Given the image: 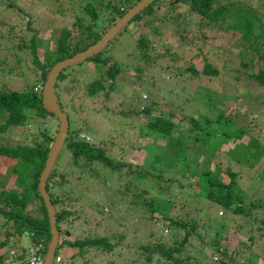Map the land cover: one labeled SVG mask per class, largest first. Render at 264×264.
<instances>
[{
    "label": "rangeland",
    "instance_id": "rangeland-1",
    "mask_svg": "<svg viewBox=\"0 0 264 264\" xmlns=\"http://www.w3.org/2000/svg\"><path fill=\"white\" fill-rule=\"evenodd\" d=\"M7 1H0V90H19L24 85L33 84L35 77H32V71L30 72L29 70L35 68V64L31 61L32 54L29 48L20 50L17 47L18 44H21L20 36L26 39L29 36H24L21 31L23 27L14 21L13 14L4 13L6 11L4 5ZM110 1L116 2L117 0ZM229 1L236 0H218V3L225 4ZM238 1L255 12L259 18L257 23L261 25V28H264V0ZM11 2L14 6L13 11H17V9H27L31 0H11ZM58 2H62L63 6H70L72 8L71 10L80 16L82 23H84L89 21V14L85 11L84 5L87 2H95V0H55L53 4L47 7L48 10L46 13L52 17H56L57 20L48 21L47 28L40 30L38 33L39 39L37 41L39 46L35 52L37 58L40 60H43V57L46 56L48 51L55 46L54 38L66 26L67 21L69 25L70 20H73L72 18L65 17L66 20H64L58 17V13L55 12V9L59 8V5H57ZM108 2L109 0H101V3H95L98 9L102 11L100 13L101 16H105V11L103 10L109 4ZM39 8L40 5L38 4L34 6L36 10L34 12L35 14ZM49 9L52 11L50 12ZM165 10V5H157L151 16L154 14L157 17L165 18L162 16ZM187 10V5H179L173 13H184ZM234 23L235 21L228 17V21H224L222 27H210L195 13L184 15L180 23L178 20L167 17L164 29H162L165 32L166 39L169 38L170 44L168 45H164L165 43L161 41L158 36L159 34L152 31L153 26L151 24L147 25L144 27V32L152 40L154 39V41L148 43L147 50H149L150 60L152 58L154 59L150 63H146L141 72H137L134 67L136 64L135 59L128 53L132 51L134 45L135 37L133 35L137 33V24L129 21L115 37L108 41V47L102 51L103 53L108 51L113 54L122 66V71L119 73L116 82L117 87L108 93H111L113 98L110 101H105L108 106L104 112H93L96 111L93 104L97 103L96 106L100 107L101 104L99 102L106 99L104 90L97 94V97H99L98 102L88 101L89 99L87 97L83 95L79 96L80 89H83L80 83L76 86L78 89L77 92L71 88V85L75 86L78 82L76 80L71 81L70 85L72 73L79 80L90 79L92 72L96 73V69L101 67L96 66L95 69L92 58H87L72 67L65 68L66 72L71 70L72 73H69L68 78H65L63 82L57 79L55 90H57V85H59L64 111L73 119L74 126H82L87 122L91 125L97 142L102 138V135L106 136L109 142H113L114 146L109 150L111 151L113 159L129 162L133 168L144 172L145 177L142 183L133 178L136 181L134 183V190L138 191L142 188L147 190L146 194L142 193L141 199L144 198V195L148 197L156 193L150 185L151 181H155L152 175V171L155 170L145 165L151 155L146 156L147 150L149 149H146V145L159 143L157 137L152 138L153 135L141 136L138 133L139 126L137 125V121H144L148 116V114L143 113V107H149L150 105V111L157 114H160L162 110L178 112L177 104L181 100L187 98L188 100L185 106L188 107L190 104L194 106L193 96L195 95V91H197L198 87L207 85L208 88L210 87L217 92L228 93L229 97H238L236 101L228 98V101L224 102L227 108L231 107V109L228 108L229 112L234 109L232 106L239 105L237 104L238 102H242V104L249 102L248 98L245 97L246 92L251 98L256 99L257 94L263 90L256 86V82L243 72L242 64L249 63V59L254 61L255 64L257 63L258 55L264 49V36L260 38L262 43L260 39L255 40L252 36L250 38L244 37L242 31L234 27ZM103 24L102 22L97 23L98 27H101ZM76 28V25L73 26V30ZM257 30L258 28L254 26L255 33L258 32ZM135 31L136 33H134ZM50 34L52 35L51 39L49 37ZM252 45L256 47L253 50H251ZM206 63L215 66L218 73L208 74L199 71L198 74H193L187 68V66L195 64L199 70H202L201 67ZM172 72H175L176 75L171 76ZM66 82H68L69 94L65 89ZM178 82L184 88V93L179 96L172 92L173 90L179 89L177 86ZM34 87L35 89H39L38 85ZM144 87H146V91L143 90ZM261 93L264 95V92ZM258 109L250 110L246 114L245 119L249 122V135L263 142L264 109ZM241 111L243 110L241 109ZM121 112H124L128 117H121ZM115 113L118 114L116 115ZM176 116H179V114H176ZM118 122L121 124L120 127H118ZM241 123L244 124L242 120L237 118L235 120L236 125H234L237 126ZM70 125L72 126L71 120ZM188 125V122H182L180 128L185 130ZM16 128L4 132L0 131V144L4 143L14 146L19 141L30 144L31 138L27 136L26 132L38 135L37 128L34 126ZM51 133H53L52 130ZM249 135H243L235 141L228 140V143L224 144H221L222 141L218 140L215 143V148H219L214 150V153L201 151L203 157H206L207 154L209 155L210 158L207 161H209L210 168H214L217 165L222 168L228 166V171H225L226 168L221 170L220 176L223 181H229L230 172L237 173L235 182L243 192V201L250 209L249 214L243 216L229 209L227 211L220 205L209 201L202 203L198 197L194 199L191 196L187 200H183L186 196L184 190L193 191L194 186L197 184L198 178L196 173L191 174L189 171H186L187 173L184 172L182 174L176 168H173L174 170L166 169L162 172L159 181L165 186V184L168 185V182L166 183L164 179L172 180L169 188L176 192L171 197L175 204L167 209L164 208V212L168 210L167 217L175 216L182 210L190 211V214L197 217L198 221L205 226L204 234L207 242L211 240L216 222L221 221L228 227L227 231L232 238L235 237L240 244L246 245L243 251L245 253L250 252L249 254L253 255L255 252L264 249V228L262 223L257 221L264 218V151L258 155H252L244 163H237L234 157L237 146L249 142ZM91 137L93 136L91 135L90 139ZM109 145L110 143H108ZM227 149L228 153L226 152ZM193 153L192 148L187 149L185 154L189 156L187 159L188 162H190ZM67 163H69V155L64 144L53 166L54 169L56 168V173H61L64 176V181L61 184L57 181L58 183L56 184L58 186L51 187L50 191L66 201L65 204L67 206L71 204V209L74 213L72 214L73 220L71 222L69 218L64 217L62 220L63 226H59L60 234L58 244L55 248V254H58L61 260L57 262L53 257L54 262L52 264H84L81 256L76 254L74 258L70 257L71 249H69L66 240L70 237L80 236L84 238L85 236L106 235L107 238L112 240L114 235H120L121 233H124L125 237L118 242L112 254H108L109 252L99 254V250L95 252L92 250L89 252L90 256L86 257L91 259L90 263L106 264L113 259L112 262L116 260L119 264H123L125 260H132L128 261V264H158L156 263V259L151 263H146L143 255L139 253L140 249L138 248L142 244L151 243L153 245L155 242H161L166 247L172 246L173 244L178 245L180 252L175 253V255L181 257L185 255H189L192 258L198 256L201 247V236H189L188 241L182 245L180 241L185 233L184 228H172L169 221L164 218L161 219L157 211L149 212L147 206L138 200L139 197L134 198L137 202L131 200L132 188H124L127 168L117 172L97 163L91 165L92 167L85 165L73 166L70 170L69 164L66 165ZM3 166V163H1L0 187L6 181L13 180L10 177H6L2 168ZM193 167L194 163L191 164L189 170L191 171ZM129 170L132 169L130 168ZM177 181L183 184L181 187L183 191H180V188L177 187ZM66 193H72L71 199V195ZM180 204H183V206L180 207ZM201 206L206 209V212H200L198 207ZM34 211L38 212L36 208H34ZM1 224L2 219L0 218V239H3L5 226ZM202 229H198L200 234V230ZM30 242V238L23 234L17 237L16 241H9L4 249L12 247L17 251L18 245L28 247ZM125 242L129 243L126 244ZM74 250L77 251L76 249ZM208 253L209 251L204 252L205 259L208 258L206 256ZM254 259L258 263V259ZM194 260L190 259L187 262H182V264H196ZM210 260L211 258L208 259V261ZM205 262L207 263V260ZM161 263L165 264L163 262Z\"/></svg>",
    "mask_w": 264,
    "mask_h": 264
},
{
    "label": "trees",
    "instance_id": "trees-1",
    "mask_svg": "<svg viewBox=\"0 0 264 264\" xmlns=\"http://www.w3.org/2000/svg\"><path fill=\"white\" fill-rule=\"evenodd\" d=\"M137 1L138 0H117L116 2H111L109 0L108 3L110 5H106L103 10L105 11V16L100 15L102 11H100L98 6L95 5L97 2L101 3V0L87 2L85 3L84 8L89 14V21L84 23H82L80 16L76 15V13L71 10L72 8L70 6H63L62 2H58L57 5H59V8L55 9V12L58 13V17L64 20H66V18H72L73 20H70L69 25L67 21L66 26L60 30L59 34L54 38V42L56 43L55 46L48 51L46 56L43 57V60L37 58L35 51L39 46L37 41V39H39V31L47 28L48 21L57 20L56 17H52L46 13L48 10L47 7L53 4L52 0H31L27 9H17V11H13L14 6L11 0H8L7 3H5L4 7L6 8V11L4 13L13 14L12 17L14 18V21L23 27L21 31L24 36H29L27 39L20 36L21 44H18L17 47H19L20 50L23 48L24 50L29 48L31 51V61L35 64V68L29 71H32V77H35V79L33 84L24 85L19 90H0V131H8L15 127L27 128L34 126L37 128L38 135L26 132L27 136L31 138L30 144L20 141L14 146L4 143L0 144V164L3 163L4 165L2 168L6 177L13 179L6 181L0 187V218L2 219V224L5 226L3 233L4 238L0 239V264H2L4 259L8 257L14 260H22L20 264H26L24 259L28 255V248L31 244H40V248H42L40 249V253L45 254L46 245L50 237V234L47 231L49 223L46 208L37 190L38 176L44 166L49 147L58 126V121L55 116L52 113L47 112L43 108L41 102V89L48 70L56 61L69 57L75 52L83 50L90 44L94 43L101 34L127 10V8ZM215 2L217 3L216 5ZM36 4L40 5V8L37 9L38 12L35 14L34 12H36V10L34 9V6ZM157 5H165L166 10L165 13L162 14L165 18L157 17V15L155 16L154 14L151 16ZM179 5H187L188 10L184 13L177 12L174 14V10H176ZM49 10L50 12L52 11L51 9ZM193 13L199 15V17L210 27H222V23L228 21V17H230L235 21L234 27L242 31L244 37L250 38V36H252L257 40L264 36V28H261V25L257 23L259 19L258 16L251 8L241 4L238 0L229 1L225 4L218 3V0H153L129 20L130 22L133 21L134 24H137V33L135 31L134 33L136 34L133 35L135 37L134 45L132 51L128 52L131 57L135 59L134 61L136 64L134 67L137 72H141L143 66L154 59L152 58L150 60L149 50H147L148 43L154 41V39L152 40L151 37L144 32V27L151 24L153 26L152 31L159 34L158 36L161 41L165 43L164 45H168L170 44L169 38L166 39L165 32H163L166 18L171 17L172 19L178 20L180 23V20L184 15H190ZM98 22L104 24L101 27H98ZM75 25L77 28L73 30V26ZM254 26L258 28V32L256 33L254 32ZM49 37L51 39L52 35L50 34ZM107 47L108 43L104 48L106 49ZM255 48L256 47L252 45L251 50ZM103 49L89 57L93 59V66L95 69L96 66H101L99 69H96V73L90 70L92 72V78L90 77V79L79 80L71 70L66 72L65 68L57 77L59 81L62 80L63 82L65 78H68V74L72 73L70 85L71 81L75 80L78 84L75 86L71 85V88L77 92L78 89L76 86L80 83L81 88L83 89H80L79 96L83 95L87 97L89 99L88 101L91 100L98 102L99 97H97V94L104 90L106 99L99 102L101 104L100 107L96 106L97 103L93 104L94 109L96 110L93 112L98 113H100L99 111L104 112L108 106L105 101L112 100L113 95L108 93L112 89L115 90L117 87L116 82L119 73L122 71L121 63H119L113 54L108 51L103 53ZM248 62L249 63L242 64L243 72L256 82H253L256 86L263 90L257 94L256 99L251 98L246 92L245 97L248 98L249 102L247 104L238 102L237 104L239 105L232 106L234 109L229 112L228 108L231 109V107L227 108V105H225L224 102L228 101V98L236 101L238 100V97H229L228 93L217 92L210 87L208 88L207 85L198 87L197 91H195V95L193 96L194 106L191 104L188 107L185 106L186 101L188 100L187 98L181 100L177 104L178 112L162 110L160 114H157L150 111V105L149 107L142 108L143 113L148 114V116L144 121H137V125L139 126L138 133H140L141 136L153 135L152 138L157 137L159 142H154L155 144L152 145H146V149L149 148L146 156H149V154L151 155L145 165L155 170L152 171L155 181H151L150 185L154 188L156 193H153L148 197H145L144 195L143 199H141L142 193L146 194L147 190L144 188L138 191L134 190V183L137 180L140 183L143 182L142 180L145 177L144 172L139 171L137 168H133L129 162L120 159H113L111 151H109L111 147L114 146L112 141L109 142V140H107L108 138L102 135V138L97 142V139L92 132L91 125L85 122L82 126L75 127L73 119L67 114L69 126L64 144L69 155V163L66 165L69 164L70 170L73 166L85 165L92 167L91 165L97 163L107 166L117 172L127 168V171L125 172L127 177L125 179L124 188H132L133 192H131V200H133V202L135 201L134 198L139 197L138 200L147 206L149 212L157 211L161 219L164 218L169 221L172 228H184L185 233L180 241L182 245L188 241L189 236H201L200 251L198 252V256L193 258L189 255H185L184 257L175 255V253L180 252V248L175 244L168 247L164 246L161 242H155L153 245H151V243L142 244L138 246L140 249L139 253L143 255L146 263H151L156 259V263L158 264H162L161 262L165 264H182V262L195 259L194 261L196 264H264V249L255 252L256 255H251L249 254L250 252L245 253L243 249L246 245H243L242 243L240 244L237 238H232L227 231L228 227H226L221 221L216 222L211 240L207 242L204 234L205 226L198 221L197 217L192 216L190 211L182 210L175 216L167 217L166 214L168 210L164 212V208L167 209L175 204L171 197L175 195L176 192L169 188L172 184V180L164 179L166 183L168 182V185L165 184L167 187L159 181L162 172L166 169L174 170L173 168H176L182 174L186 171H189L191 174L196 173L198 178L197 184L194 186L193 191L184 190L186 196L183 200H187V198H190L191 196H193L194 199H196L195 197H198L202 203H207L209 201L220 205L227 211L229 209L232 212L242 214L243 216L249 214L250 209L243 201V192L235 182L237 173L230 172L229 181H223L220 173L224 168H226L225 171H228V166L222 168L217 165L214 168H210L209 161H207L210 158L209 155L207 154L206 157H203L202 153H214V150L219 148H215V143L218 140L222 141L221 144H224L228 143V140L235 141L243 135H249V122L245 119L246 114H248L250 110H255L257 108L260 110L264 109V95L261 93L264 92V49L258 55L256 64L251 59H249ZM187 68L193 74H198L199 71L208 74L218 73L217 68L208 63L201 67L202 70H199L195 64H191L187 66ZM171 74V76L176 75L175 72H172ZM56 84L57 83H55V86ZM37 85L40 89H35L34 86ZM177 86L179 89L173 90L172 92L179 96L184 93V88L179 82ZM65 89L69 94L70 90L68 82H66ZM143 90L146 91V87H144ZM55 93L60 108L64 110L59 85H57ZM65 96L67 97V95ZM97 109L99 110L97 111ZM241 109L243 111H241ZM121 113V117H128L124 112ZM115 114L117 115L118 113ZM176 114H179V116H176ZM237 118L242 120L244 124L241 123L235 126V120H237ZM70 120L72 126L70 125ZM182 122L189 123L185 130L180 128ZM118 125V127L121 126L120 122H118ZM51 130L53 133H51ZM90 134L93 136L91 139ZM249 138L250 140L247 144L237 146L234 154L237 163H244L248 161L252 155H258L264 151V141L260 142L257 138L251 135H249ZM108 143H110L109 146ZM188 148H192L194 151L191 155L190 162L187 161L189 156L185 154ZM120 150L123 152L122 149ZM226 152L228 153V149ZM192 163H194V167L190 171L189 168H191ZM130 168L132 170H129ZM55 175H57L56 178ZM133 178L136 181H134ZM57 181L61 184L64 181V176L61 173H56V168L54 169V167H52L47 177L46 190L48 191L51 203L55 208L56 227L59 231V226H63V218H69V221L71 222L73 220L72 214L74 211L71 209V204L67 206L65 204L66 201L50 191L51 187L55 185L58 186V184H56L58 183ZM15 182L17 186L15 185ZM177 183V187L180 188V191H183L181 189L183 184L180 181H177ZM129 184H131V186H129ZM66 194H70L71 199L72 193ZM250 204H252V202H250ZM182 206L183 204H180V207ZM34 208H36L38 212H35ZM198 209L201 213L206 212V209L203 206L198 207ZM257 221H260L264 228V218ZM200 228H203L200 230L201 234L198 232V229ZM23 234L30 238V245L28 247L18 245L15 254L9 256V250L13 248L9 247L8 249H4L6 244L12 240L16 241L17 237ZM124 237L125 234L121 233L120 235H114L112 240L107 238L106 235L92 237L85 236L84 238L77 236L73 238L70 237L66 240L69 249H71V258H74L77 254L81 256L84 264H92L90 263L91 259L86 258L90 256V251L93 250V252H95L96 250H99V254H102V252H109L108 254H112L115 246ZM125 243L128 244L129 242ZM119 245H121V243H119ZM208 251L209 253L206 254L208 258L205 259L204 252ZM56 256L59 255L54 253V260ZM105 256H107V254H105ZM209 258H211L210 261H208ZM254 258H256V260L258 259V263H256ZM112 260L113 259L106 264H119L118 261L116 262L115 260L112 262ZM206 260L207 263L205 262ZM128 261L132 260H125L123 261V264H128Z\"/></svg>",
    "mask_w": 264,
    "mask_h": 264
},
{
    "label": "water",
    "instance_id": "water-1",
    "mask_svg": "<svg viewBox=\"0 0 264 264\" xmlns=\"http://www.w3.org/2000/svg\"><path fill=\"white\" fill-rule=\"evenodd\" d=\"M153 0H138L118 17L101 36L88 47L75 52L73 55L56 61L46 74L45 81L41 89V102L43 108L52 113L58 121L57 131L49 147L44 166L38 176L37 190L46 208L49 223L48 233L50 237L46 245L43 264H52L55 248L59 241V231L56 227L55 208L50 200V195L46 190V181L51 168L54 166L56 158L64 144L68 132L67 114L60 108L57 95L55 93V83L60 72L72 65H76L85 59L102 50L113 37L131 20L138 12L150 4Z\"/></svg>",
    "mask_w": 264,
    "mask_h": 264
},
{
    "label": "built area",
    "instance_id": "built-area-1",
    "mask_svg": "<svg viewBox=\"0 0 264 264\" xmlns=\"http://www.w3.org/2000/svg\"><path fill=\"white\" fill-rule=\"evenodd\" d=\"M38 88L40 89V87L38 86ZM40 244H31L28 248V255L27 257L24 259V261L26 262V264H43V260H44V254L40 253ZM14 249H10L9 250V256H12L15 254ZM56 261L60 260V256H56L55 257ZM22 260H14V259H10L9 257L4 259V262L2 264H20Z\"/></svg>",
    "mask_w": 264,
    "mask_h": 264
}]
</instances>
